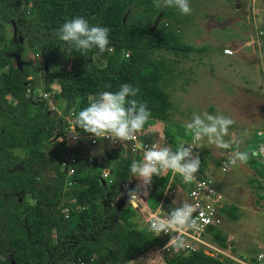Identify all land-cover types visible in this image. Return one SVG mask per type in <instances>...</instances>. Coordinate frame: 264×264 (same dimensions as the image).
Here are the masks:
<instances>
[{"label":"trees","instance_id":"trees-1","mask_svg":"<svg viewBox=\"0 0 264 264\" xmlns=\"http://www.w3.org/2000/svg\"><path fill=\"white\" fill-rule=\"evenodd\" d=\"M42 1L48 4L44 11ZM140 7L141 0H0V44L5 40L3 26L11 23L14 30L10 45L0 47V264H128L152 247L160 249L164 245L163 238L137 228L123 206L115 209L122 196L128 197L136 188L129 166L133 160L140 161L139 156L128 150L129 156L115 158L116 147L105 144L101 159L111 160L112 166L111 182L103 184L100 174L104 166L97 165L95 158L91 162L82 159L78 147L53 136L61 122L56 110L48 104L31 108L36 86L26 78L31 75L32 61L22 58L18 66L9 64L12 55H20L24 46L39 57L41 66L55 68L64 49L75 65L64 71L43 72L41 89L50 92V84L58 79V91L51 98L54 103L63 100L61 115L69 110L77 114L98 92H116L121 84L129 83L139 88L136 99L150 109L149 120L165 121L170 102L160 87L164 67L150 56L160 51L185 53L188 49L174 32L151 28L140 20L123 21L127 9ZM77 16L92 25L108 27L109 47L119 54L105 60L108 50L101 53L93 49L87 57L69 51L55 33L66 20ZM164 137L172 142L169 127ZM191 137L187 134L186 141ZM48 139L53 140L50 147L43 146L44 152H38L36 147ZM261 140L264 142V137ZM25 148L28 151L23 155L14 153ZM71 151L77 157V167L68 178L72 184L64 189V171L59 163ZM248 157V163L264 171V163ZM200 159L198 172L207 166L206 155L200 153ZM48 164L50 184L39 187L40 167ZM168 179L169 170L153 177L148 193L155 201L160 199ZM179 195L173 208L180 206L184 195ZM65 207L66 217L62 211ZM220 213L226 220L235 221L238 207L223 203ZM210 238L225 248L226 238L220 229L211 230ZM163 260L166 264H229L227 259L219 261L200 251L170 254Z\"/></svg>","mask_w":264,"mask_h":264},{"label":"rangeland","instance_id":"rangeland-1","mask_svg":"<svg viewBox=\"0 0 264 264\" xmlns=\"http://www.w3.org/2000/svg\"><path fill=\"white\" fill-rule=\"evenodd\" d=\"M189 3L192 8L189 15H182L175 7L157 8L154 0H141L140 8H129L124 13L123 21L126 23L140 20L151 28L158 27L174 32L188 49L185 53L170 54L160 51L150 56L154 61H161L163 64L160 87L168 95L170 107L165 121L148 120L143 131L137 134L152 140L159 147L168 146L175 149L181 141L186 144L185 136L188 133L185 125L191 121L194 113L222 114L235 121L224 137V140L231 144L229 149L209 144L206 137L200 140L197 148L207 159L203 175L214 179L219 192L225 198L224 203L238 207L237 220L228 221L224 218L220 227L229 242V253L238 256L237 258H240L239 255L250 258L255 253L264 251V171L261 166L248 162L229 165L224 172L218 167L236 151H246L250 148L256 139L257 131L264 133V0H189ZM47 7V2L42 1L41 11ZM3 28L5 40L1 44L8 47L13 38V26L7 23ZM22 48L20 55H12L9 64L18 66L22 58L32 61L34 66L31 75L26 78L33 80L36 86L32 90L31 108L36 109L37 105L48 104L61 116L63 100L54 103L51 98V94L58 91V79H54L50 84V92L46 94V98L39 97V94L43 93L42 74L49 70L64 71L73 68L75 62L61 49L57 66L47 69L40 65L36 54L24 46ZM225 48L232 51L231 55L222 52ZM118 54L117 50L110 48L105 60H110ZM241 75L248 76L247 92H242L243 90L227 82L237 80ZM243 84H246V81ZM7 99L10 103L13 102L10 97ZM68 113L61 116L63 120L68 119V124H63V129L68 127L63 131L62 138L72 145L68 133L75 122V115L72 117ZM168 127L173 135L172 142H168L164 137ZM78 131L84 133L79 127ZM41 136L43 137V132ZM56 137L57 140L61 138ZM51 141L53 140L43 141L36 150L44 152L43 146L49 148ZM103 148L104 146L101 148L102 152L99 148H91L89 153L93 155L96 151L102 154ZM27 151L28 148H25L15 150L14 153L23 155ZM127 151L125 147L116 146L114 157H127ZM99 156L100 154L95 157L96 164L109 170L112 166L111 160H104ZM254 159L258 163H264V160ZM50 168L49 164L44 168L40 167L39 187H47L50 184ZM134 182L137 185L138 181ZM184 188L185 184L174 176L158 201L151 198L149 193L144 195L141 192L140 195L136 194L134 202L126 199L122 206L136 227L141 229L146 212L159 208L166 213V209L177 204L175 197L180 198L179 194H184ZM61 202L65 205V198ZM168 255L170 252L167 249L152 247L128 264H166L163 256Z\"/></svg>","mask_w":264,"mask_h":264},{"label":"clouds","instance_id":"clouds-1","mask_svg":"<svg viewBox=\"0 0 264 264\" xmlns=\"http://www.w3.org/2000/svg\"><path fill=\"white\" fill-rule=\"evenodd\" d=\"M154 3L157 8L175 7L182 15H189L192 12L189 0H154ZM109 32L108 27L92 25L86 18L77 16L66 20L55 35L69 46V51L76 50L87 57L93 49H98L101 53L110 50ZM139 91L138 87L123 83L116 92H98L88 106L75 114V122L68 133L69 139L75 141L80 138V133L77 132L79 127L94 138L93 142L108 140L115 144L134 141L136 134L143 131L151 116L146 103L136 99ZM234 123L231 117L222 114L194 113L185 128L186 132L192 135L193 141L206 137L209 144L229 149L231 144L225 141L224 137ZM194 148L192 144L186 145L183 141L175 149L156 145L146 148L143 159L133 160L129 166L131 177L138 181L136 188L129 191V202L135 201L134 194L140 195L143 192L147 195L153 177L159 176L162 170H171L174 174H179L186 184L193 183L201 165L200 154L195 152ZM96 154L101 153L94 151L93 155ZM248 158L246 151H236L229 157V162L235 166L238 162L246 163ZM195 212L196 206L185 201L179 207L171 209L167 215L160 213L149 217L146 220L148 230L156 236L176 233L164 247L171 246L180 251L186 247L184 237L187 232L199 229V223L193 217ZM260 258L264 259V254Z\"/></svg>","mask_w":264,"mask_h":264},{"label":"built area","instance_id":"built-area-1","mask_svg":"<svg viewBox=\"0 0 264 264\" xmlns=\"http://www.w3.org/2000/svg\"><path fill=\"white\" fill-rule=\"evenodd\" d=\"M226 55L231 54V50L228 48L223 49L222 51ZM263 87H264V80H263ZM45 92L42 94H39V97L46 98ZM53 108V107H52ZM68 115L74 117L75 113L73 111H68ZM62 116V115H61ZM68 124V119H61L60 127L58 132H54L53 136H64L63 131L67 129L65 127L63 129V124ZM80 133V138L75 141H71L73 147H78L80 149L81 157L86 159L88 162H91L93 158L98 156V154L91 155L89 153L91 148H99L101 149L105 144H110L113 146H122L127 148L130 153L137 154L139 156V159H143L144 150L146 148H149L153 145H156L152 140L144 139L139 134H136V138L134 141H124V142H117L113 144L112 142L108 140H104L101 142L100 140H95L94 138L82 131H78ZM263 131H257L255 133V137L258 139L253 147H250L246 150L248 153V156H252L254 158H258L260 160H264V142L261 140L264 135H262ZM200 143L199 141H193V138L186 143L192 144L195 148L193 149L195 152H199L197 146ZM157 146V145H156ZM73 151V148H72ZM72 151L70 153H66L64 156L60 159V169L64 171V179L62 182L63 188L67 189L68 186L72 184V182L68 179L69 176H71L73 173H75L76 169V163H77V157H75L72 154ZM200 154V152H199ZM99 157L103 158V153L100 154ZM231 165L229 162V159L225 160L219 165V170L221 172L226 171L227 167ZM204 170V169H203ZM168 170H162L160 174H164ZM174 176H177L182 183L183 180L179 174H174L171 170H169V182H172L174 179ZM100 180L103 184H109L111 182V176L110 172L107 169H102L100 174ZM185 184L184 188V197L179 200V204L181 205L183 202L187 201L193 205L196 206V212L193 214L194 219L197 220L199 223V229L198 230H189L187 234L185 235L184 239L186 241V247L180 251L175 250L174 247H168L165 248L164 245L169 242L171 236H175L176 233H170L169 235L161 234L160 236H156L153 232H150L148 230V226L146 223V220L156 214H164L167 215L168 213H165L161 211L159 208L154 209L152 212H146L143 228L150 232L155 237H161L165 240L164 245L161 249H167L170 254H188L193 251H200L202 254L209 256L211 258H214L216 260H222L227 259L229 260V264H264V259L260 258L262 254H264V251H259L255 253L252 257L246 258L245 256L239 255L240 258H237L236 255H231L229 253V242L225 240V248L218 246L213 240H211V230L214 229H221L222 222L224 219V215L220 213V207L224 203V196L219 192L218 186L213 178L207 177L203 175L202 172H198L196 174V179L193 183ZM136 196V194H134ZM127 199H130V196L127 197ZM135 204V203H134ZM64 216H67V208H63ZM231 249V248H230ZM242 258V259H241Z\"/></svg>","mask_w":264,"mask_h":264},{"label":"crops","instance_id":"crops-1","mask_svg":"<svg viewBox=\"0 0 264 264\" xmlns=\"http://www.w3.org/2000/svg\"><path fill=\"white\" fill-rule=\"evenodd\" d=\"M246 63L248 64L247 61H246ZM244 81H246V84H243ZM227 82L229 83V85L237 87V88L243 90L242 92H247L248 91V88H249L248 87V76L244 77L243 75H241V78H239L237 80H230V81L227 80ZM168 100H169V98H168ZM169 102H170V100H169ZM167 113H168V110H167Z\"/></svg>","mask_w":264,"mask_h":264},{"label":"water","instance_id":"water-1","mask_svg":"<svg viewBox=\"0 0 264 264\" xmlns=\"http://www.w3.org/2000/svg\"><path fill=\"white\" fill-rule=\"evenodd\" d=\"M126 199H127L126 194H124L122 198L119 200V202L115 205V209H119L122 206V204L126 201Z\"/></svg>","mask_w":264,"mask_h":264}]
</instances>
